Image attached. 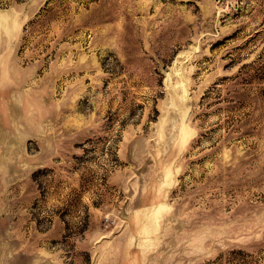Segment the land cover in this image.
I'll return each mask as SVG.
<instances>
[{
    "label": "rangeland",
    "instance_id": "374dc122",
    "mask_svg": "<svg viewBox=\"0 0 264 264\" xmlns=\"http://www.w3.org/2000/svg\"><path fill=\"white\" fill-rule=\"evenodd\" d=\"M0 264H264V0H0Z\"/></svg>",
    "mask_w": 264,
    "mask_h": 264
}]
</instances>
